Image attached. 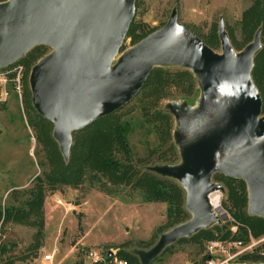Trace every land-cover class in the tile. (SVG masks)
Segmentation results:
<instances>
[{"label": "water", "instance_id": "obj_1", "mask_svg": "<svg viewBox=\"0 0 264 264\" xmlns=\"http://www.w3.org/2000/svg\"><path fill=\"white\" fill-rule=\"evenodd\" d=\"M135 3L2 1L0 68L35 46L51 49L32 66L29 85L32 106L53 125V139L65 163L72 135L129 104L154 68L181 67L194 75L199 89L194 108L183 100L164 107L174 118L179 163L147 167L181 186L191 217L165 231L149 250H134L141 264H150L176 241L220 225L208 202L213 191H223L212 181L214 173L245 182L248 215L264 218V114L251 78L261 30L236 52L221 18L217 53L178 21L175 9L164 26L120 53Z\"/></svg>", "mask_w": 264, "mask_h": 264}, {"label": "rangeland", "instance_id": "obj_2", "mask_svg": "<svg viewBox=\"0 0 264 264\" xmlns=\"http://www.w3.org/2000/svg\"><path fill=\"white\" fill-rule=\"evenodd\" d=\"M135 1L134 19L120 53L159 30L175 9L181 24L207 47L220 53L217 29L222 18L236 52H241L252 41L257 29L261 30V48L253 57V69L261 66L264 90V0ZM209 37L213 40L212 46L207 44ZM50 51V48L35 46L16 60L13 65L23 67L20 93L9 87V96L0 105V209L25 214L20 223L8 221L0 228V264H90L86 258L89 251L100 256L111 252L117 258L119 253L124 257V253L133 254L134 250L146 251L171 229L166 204L147 202L140 191L124 185L113 186L104 177L92 178L89 172L77 185L55 181L67 163L53 139V125L42 120L32 106L29 85L32 66ZM174 87L158 101L147 90L139 91L129 104L100 122L98 126L102 128L116 126L122 144L127 147L126 154L116 152L112 160L136 165L140 171L169 164L170 160L179 163L173 142L174 118L164 111L167 103L182 100V93ZM198 95L194 93L192 101L188 102L190 107L194 108ZM262 105L264 114V100ZM81 132L72 137L70 148L74 158L86 150L88 132ZM212 181L222 186V207L232 221L207 229L210 234L200 236L197 242L176 241L150 264H205L203 252L209 240L241 238L246 241L264 237L263 233L254 238L232 214L229 187L243 188L248 198L245 182L239 185L219 173L212 175ZM38 192L43 197L41 208L28 212ZM243 210L248 213L247 202ZM188 216L191 217L190 213ZM257 250L264 252V247L258 246L254 253ZM47 255L52 256L51 260L44 259ZM133 264L141 262L138 259ZM233 264L256 263L249 259Z\"/></svg>", "mask_w": 264, "mask_h": 264}, {"label": "trees", "instance_id": "obj_3", "mask_svg": "<svg viewBox=\"0 0 264 264\" xmlns=\"http://www.w3.org/2000/svg\"><path fill=\"white\" fill-rule=\"evenodd\" d=\"M2 1L5 0H0V2ZM262 14L264 15V13ZM207 44L210 46L214 44L210 37L207 40ZM230 44L232 46L231 41ZM260 68L261 66L257 65V67L251 71V78L253 79L262 100H264V90L262 89L263 78L261 77ZM174 86H176V88L178 87L179 92L182 93V100L187 104L192 101L194 93H196V95L199 93L197 80H195L194 76L188 70L181 67L154 68L148 75L145 84L140 91L143 92L147 90L148 93L151 96H155L158 101L159 99L165 98V96L169 93V90L171 88H175ZM113 115L114 114L99 119L97 122L82 130L84 133L88 132L86 137V150L79 155L78 158H74V155L72 154L73 150L71 148L67 165L65 164L63 166L60 176L57 177L55 181L57 183H71L77 185L80 181H82L85 174L89 172L93 175L92 178L104 177L113 186L124 185L131 189L133 188L140 191V193L144 195V199L147 202L151 201L166 204V210L168 213L167 221L171 229L188 221L190 218L187 210L184 208L186 193H184V190L175 180L166 177L162 178L147 170L140 171L136 168V165L133 164H122L117 160H112L116 152H122L123 154L127 153V147L122 144L119 136L120 132L117 130L116 126L111 129L98 126L100 122L110 119ZM41 119L45 120L42 117ZM46 123L49 122L46 121ZM73 135H75V133ZM168 163L170 165L176 164L172 160ZM227 180L236 182L239 185L244 184V182L240 180H235L229 177ZM242 190L243 188L241 187L240 189L233 188L232 186L229 187V201L231 207L234 209L232 214L235 219L243 224V226L247 227L254 238H256L264 233V218L261 219L249 216L247 210H243L246 207L247 197L246 193L244 194L243 192L244 190ZM39 192L36 195V199L31 202L28 212H36V210L41 208L43 197ZM24 215L23 211L0 209V228L8 221L20 223L22 217H25ZM209 231L210 230H201L198 234L190 238H182L178 241L182 242L183 240H189L197 242L200 236L204 234L209 235ZM242 232L245 233L244 230ZM226 235L227 234H225V237ZM262 246L264 247V244H262ZM151 247L152 246H150L149 249ZM6 249L9 248L6 247ZM122 255L123 253H119L118 257L126 260L128 264H133L134 260L138 261L137 257L133 254L124 253V257H122ZM127 257L130 260H128ZM249 259L253 263L263 264L264 252L257 250L255 253H248L241 257L239 261L243 263L247 262Z\"/></svg>", "mask_w": 264, "mask_h": 264}, {"label": "built area", "instance_id": "obj_4", "mask_svg": "<svg viewBox=\"0 0 264 264\" xmlns=\"http://www.w3.org/2000/svg\"><path fill=\"white\" fill-rule=\"evenodd\" d=\"M22 71V66H14L13 64L0 68V105L5 103L8 98L9 87H13L16 93H20L19 83ZM208 202L212 213L219 218L220 225H227L232 221L225 208L222 207V192L213 191L208 196ZM262 243H264V237L255 240L250 238L246 241L214 238L204 246L205 264H233L244 255L254 252ZM51 258L52 256L47 255L44 259L49 261ZM86 258L90 261V264H128L126 260L117 258L114 255L111 258H106V255L100 256L94 251H89Z\"/></svg>", "mask_w": 264, "mask_h": 264}]
</instances>
